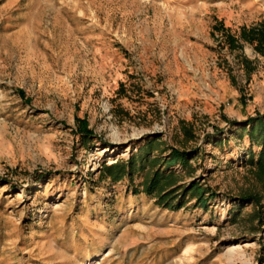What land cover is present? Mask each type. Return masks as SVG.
<instances>
[{"label": "rangeland", "instance_id": "obj_1", "mask_svg": "<svg viewBox=\"0 0 264 264\" xmlns=\"http://www.w3.org/2000/svg\"><path fill=\"white\" fill-rule=\"evenodd\" d=\"M263 23L264 0H0V264H264L242 199L264 204L244 130L264 56L243 38ZM172 148L188 162H153ZM133 156L132 178L104 174ZM192 182L206 205L158 203Z\"/></svg>", "mask_w": 264, "mask_h": 264}, {"label": "trees", "instance_id": "obj_2", "mask_svg": "<svg viewBox=\"0 0 264 264\" xmlns=\"http://www.w3.org/2000/svg\"><path fill=\"white\" fill-rule=\"evenodd\" d=\"M243 38L248 41L250 44H253L260 54L264 56V23L257 28H251L250 30H244ZM231 42L234 43L235 40L231 39ZM82 134L84 137H94L93 131L89 130L88 127L84 124L80 126ZM248 129V135L250 137L251 142L259 145L261 147V151L259 152L257 158L255 159V154L251 150L249 156V162L251 165L255 166L257 170L264 176V116L258 115L256 117L250 118L248 120V124L244 126V130ZM188 134H191L189 130H185ZM158 140H153L148 143L149 146L157 142ZM188 153L182 152L176 148H172L170 155L168 158L161 160V158H155L153 162L155 164L161 163V165H166L167 168H171L178 164L179 162L187 163L188 162ZM141 158L137 156H133L129 161H118L116 163L105 165L103 167L104 174L109 176L112 182H119L125 178H132L134 173L137 171V164L141 161ZM169 177L165 175L164 171L156 170L151 179L146 182L145 191L149 194L157 191L162 181ZM181 194L179 195V191ZM205 188L196 182H192L190 185L183 187L178 186L169 191L161 190L158 196V203L162 206H166L171 210L180 209L182 207V203L179 200L185 193H192L194 195H198V199L206 205V199L201 198L205 193ZM179 195V196H178ZM243 200L251 201V203H255L258 206L257 214H262L264 211V204L262 203L261 198H257L256 196H250L246 198H242Z\"/></svg>", "mask_w": 264, "mask_h": 264}, {"label": "bare ground", "instance_id": "obj_3", "mask_svg": "<svg viewBox=\"0 0 264 264\" xmlns=\"http://www.w3.org/2000/svg\"><path fill=\"white\" fill-rule=\"evenodd\" d=\"M241 246L239 245H231L230 246V248L228 249V251L230 252V251H235V250H237V249H239Z\"/></svg>", "mask_w": 264, "mask_h": 264}]
</instances>
